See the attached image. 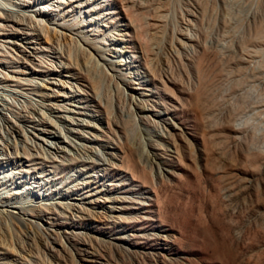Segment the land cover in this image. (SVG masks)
Here are the masks:
<instances>
[{
    "label": "rangeland",
    "instance_id": "rangeland-1",
    "mask_svg": "<svg viewBox=\"0 0 264 264\" xmlns=\"http://www.w3.org/2000/svg\"><path fill=\"white\" fill-rule=\"evenodd\" d=\"M61 1L51 15L84 16L112 66L59 29L36 68L63 74L6 69L43 85L52 124L15 120L32 160L0 151V201L40 224L0 222V264H264V0Z\"/></svg>",
    "mask_w": 264,
    "mask_h": 264
},
{
    "label": "bare ground",
    "instance_id": "bare-ground-1",
    "mask_svg": "<svg viewBox=\"0 0 264 264\" xmlns=\"http://www.w3.org/2000/svg\"><path fill=\"white\" fill-rule=\"evenodd\" d=\"M14 1H16V0H14ZM14 1L0 0V151L1 152L4 151L3 153H5V150H7V149L14 150L13 152H15V155H14L13 161L17 162L18 164L19 163L23 164L24 161L32 160L30 158V155L32 153L29 152V148H26L25 146H24L25 149L20 151V147L18 146L19 144L17 143L16 134L21 133V127L22 126L20 127V125H18L17 123H14V122H16L15 120H19L22 123L23 122H25V123L32 122V124H33L34 120L31 119V116L29 114L33 115L34 113H40V115H42L41 119H40V121H41L40 124H46V125L50 124L51 125L52 120L50 119L49 116L46 115V112H44L42 110V109L46 108L45 107L46 104L43 103V101H45V100L43 99L42 101H40V100H36V98L34 99V97L33 98L31 97V95H34L36 97L37 96L47 97L48 96L47 93L40 91V87L42 88L43 85H41V83H38L37 81H35L36 82L35 84L23 83V82L19 81L20 78H17L18 76L13 77L12 76L13 74L12 75L7 74L6 69L8 68V66H10V67H16L17 66L18 67L19 65H14V64H16V63L24 64L26 66V69L28 70V72H27L28 75L41 74L40 72H43L42 75H51L55 72L62 73L63 68L58 69L57 67H55V65L53 66L54 63L53 64L52 63H46L45 66L43 65V67H45V70H40L39 68H36V66H42V65L38 64V62H39V60L42 61L43 59L41 60L38 58H40V56H44V54H46L45 51H48V52L51 51L53 57H55V58L60 57L61 49L57 48V43H58L59 38L64 37L65 34H64V31H62L64 34L63 35L59 29H64V30L75 29L76 30L74 32L75 37H71V39H73L74 41H79L80 42L79 45L88 44V46L86 47L87 50L85 47H83V50H85L84 52H86L85 54L93 55L92 56L93 58H91L92 60L101 61L102 64H100V66L104 65V67L106 66L108 69H110V67L112 66V63L110 60H108L109 58L106 59L104 57L105 50H106V47L108 45L107 44H102V45L99 44L98 40L101 39V36L97 35L94 38L90 39V38H88L86 33H83L82 31L76 29L75 26L80 23L82 17H84V16L77 19L76 18L77 16L75 14H68L67 13L68 11H67L65 15L66 16L70 15L69 19L63 18L65 15H62L61 18L55 19L54 16L51 15V9H47V7L45 5L47 3V0H45V1H42V0L41 1H39V0H22L25 2H18V3H15ZM60 1L58 0V2H60ZM39 3H42V4L39 5ZM49 23H51V24L54 23V27H51V24H50V26H48ZM52 29L54 30V34H55L53 37V40H51V38L49 36ZM88 30H90V29H87V31ZM187 36H188V33H187ZM41 37L42 38L43 37L49 38L51 40V43L48 42V44H50V46L48 45V46H46V48L42 47L40 45V43H42V41L39 40V38H41ZM45 40L43 42H45ZM109 40H110V42H112L113 39L110 38V36H109ZM81 47H82V45H81ZM38 54H40V55H38ZM94 56H95V58L96 57L97 58L95 59ZM45 59H46V57H45ZM98 61H95V62H98ZM97 66L99 67V64ZM102 67H100V68H102ZM3 69H5V70H3ZM12 69L13 68H11L10 71L13 73H26L25 70L20 71V70H16V69L12 70ZM53 79H55V78H53ZM122 79H124V77H122ZM56 80H59V79L56 78ZM49 82L53 85L58 84L61 86V82H59V83H55L52 81H49ZM24 85H27V86H24ZM28 85H32V86H28ZM43 88L49 89L48 87H43ZM80 90H81L80 88H77L75 91L80 92ZM96 94H97V92H96ZM96 94L94 93L95 96H96ZM25 100H27V101H25ZM24 102L30 103L31 105L28 107V105H25ZM100 102H101V100L100 101L98 100V103H100ZM50 109H52L51 105H50ZM7 113H9L10 115H8ZM61 117L64 118L63 116H58V118H61ZM12 118H15V119L13 120ZM4 125L8 126V128L10 129V133L14 137V142L12 143V145L9 142H6L7 140L4 138L3 133L1 134V132H2L1 127ZM86 126H89V125L86 124ZM23 128H22V131L24 132L25 130H23ZM37 130H40V133L50 135L54 138L55 137L56 138L61 137V136H59V134H56L55 132L46 131L44 129H39V128ZM69 132L72 133V131H69ZM50 148H54V147H50ZM55 148H56V150H61V149H58V146H56ZM62 152H64V151H62ZM42 156L38 157V159L42 158ZM43 158H44V156H43ZM25 170H27V168L24 169V171ZM20 171H23V170L21 169ZM20 171H19V173H20ZM16 203L17 202L12 203V202L3 201V200L0 201V222L3 223L5 221V223H6V221H9V222L13 223L14 225L16 224V226L31 225V226H34L37 229H39L40 224L34 218V217H36V215H34L30 212L31 209L29 210V207L26 205L24 206V205L16 204ZM40 204L45 205L47 207L51 206V205H49L50 202L49 203L44 202V203H40ZM1 223H0V229L2 227ZM3 227H5V226H3ZM3 230H4V228H3ZM8 230L9 229H7V231ZM2 234L5 235V233H2ZM8 234H11V233H8ZM0 235H1V233H0ZM7 235H6V237H7ZM9 237H10V235H9ZM9 237H7V238H9ZM51 237L52 236H49V238H51ZM59 238H61V237L59 236ZM61 241H63V240L61 239ZM4 243H5V241H4ZM6 243H7V241H6ZM6 245H8V244H6ZM0 249H2V250H0V259H4L3 255L6 254V249L4 247L0 248ZM13 251H14V249H13ZM19 264H30V263L27 262V260H26L25 262H19Z\"/></svg>",
    "mask_w": 264,
    "mask_h": 264
}]
</instances>
